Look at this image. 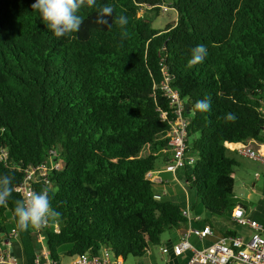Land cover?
Listing matches in <instances>:
<instances>
[{
    "label": "trees",
    "instance_id": "16d2710c",
    "mask_svg": "<svg viewBox=\"0 0 264 264\" xmlns=\"http://www.w3.org/2000/svg\"><path fill=\"white\" fill-rule=\"evenodd\" d=\"M34 3L0 0V150L9 152L0 175L13 178L0 237L16 229L27 264L35 263L37 229H17V187L53 149L64 167L52 172L46 193L60 215L40 232L58 263L63 247L73 259L104 249L142 258L165 232L187 224L184 206L158 198L147 177L170 150L176 115L162 84L167 76L183 100L186 153L194 157L179 170L204 209L230 218L239 161L225 144L264 142V0H96L79 11V32L65 38L47 29ZM105 5L114 9L109 25L97 23ZM164 5L177 18L161 27ZM200 44L208 56L191 65ZM204 98L211 109L201 113L195 103Z\"/></svg>",
    "mask_w": 264,
    "mask_h": 264
},
{
    "label": "built area",
    "instance_id": "2783aa9c",
    "mask_svg": "<svg viewBox=\"0 0 264 264\" xmlns=\"http://www.w3.org/2000/svg\"><path fill=\"white\" fill-rule=\"evenodd\" d=\"M170 79L167 76L162 84L171 106L175 109L176 117L171 122L169 147L172 154L165 169L168 172L176 173L180 168L185 167L187 159L193 161L194 157L188 156L186 153L189 121L183 114L184 104L180 93L171 86ZM261 111L264 113V99ZM162 116L166 118L167 112H163ZM225 146L240 156L264 165V142L249 139L227 142ZM8 157V150L1 148L0 162H6ZM58 157L57 150L53 149L43 162L29 165L24 170L23 179L17 187L23 200H26L32 192H39L40 185H43L44 192H46V187L51 185L52 172L64 167V163ZM147 177L154 183H163L158 171H149ZM183 216L187 220V229L171 249L166 245L161 247L164 254L171 251L176 256H187L185 264H264V222L247 215L241 205L234 208L231 218L238 225L248 227L251 230L250 235L241 233L223 235L204 248L195 246L190 239L192 236H196L198 239L204 240L212 236L214 234L213 227L205 222L201 227L195 226L194 221L199 220L201 216L194 212L191 206L184 207ZM54 228L56 232H60L57 222L54 223ZM17 239H19V232L16 229H13L9 234H2L0 237V264H23L13 249ZM34 264L60 263L50 257L48 250H41L37 253ZM70 264H123V259L104 249L99 255H92L87 251L72 259Z\"/></svg>",
    "mask_w": 264,
    "mask_h": 264
},
{
    "label": "crops",
    "instance_id": "0c3cea01",
    "mask_svg": "<svg viewBox=\"0 0 264 264\" xmlns=\"http://www.w3.org/2000/svg\"><path fill=\"white\" fill-rule=\"evenodd\" d=\"M172 152L170 150H164L161 152L159 166L155 171H158V175L163 179V183H155V191L156 196L158 198L161 197H169L175 203L181 204L182 206H191L193 211L200 214V219L194 221V225L197 227H201L203 222L209 223L213 229L214 234L205 238L204 240L198 239L196 236L191 237V242L199 247L204 248L211 245L214 241L218 240L223 235H230L229 231L234 232L233 234H244L250 235L251 230L246 226L238 225L232 218H224V217H216L212 215L209 211L204 209L203 204L200 199L197 197V193L194 189L189 187V183L184 181L183 175L184 171L181 169L176 173H170L166 171V165L169 162L170 156ZM251 161V160H250ZM251 164L254 172V181L251 182L249 187L247 186V182L244 183V189L235 190V199L237 205H241L246 214L256 219L260 222H264V165L257 161H252L245 163L244 171L246 165ZM166 174H170V176H166ZM166 178H165V177ZM171 185V186H170ZM240 192L241 194L237 195ZM241 201V202H239ZM207 223V224H208ZM232 224V225H231ZM187 229V224L182 225L179 228L173 229L176 230L172 232L169 239L165 242L162 241L160 246V256L163 258L162 264H185L187 256H176L173 252H169L168 254H164L161 250L162 246H168L170 249L172 246L180 239L183 232ZM40 229H37L34 233V244L38 250H47L45 239L43 238L42 232ZM15 245L13 247L15 253L19 255L20 261L23 264H27V258L25 255V251L23 245L21 243L20 238L15 240ZM151 250V248H150ZM148 251L145 256L142 258H138L139 262L137 264H152L153 258L151 257V251ZM69 261H62L60 259V264H70L73 258H69ZM146 259V261H145ZM71 260V261H70ZM127 260V259H126ZM123 260V264H124Z\"/></svg>",
    "mask_w": 264,
    "mask_h": 264
},
{
    "label": "clouds",
    "instance_id": "9594fccd",
    "mask_svg": "<svg viewBox=\"0 0 264 264\" xmlns=\"http://www.w3.org/2000/svg\"><path fill=\"white\" fill-rule=\"evenodd\" d=\"M95 6L96 0H35L32 8L38 11L42 22L48 30L54 33L55 37L65 38L79 32L83 22L78 14L79 11L83 8H95ZM113 13L112 6H103L99 11L97 23L109 25V18ZM118 24L126 34L127 16L121 15L118 18ZM207 56V47L203 44L197 45L191 50L189 63L197 65L202 63ZM195 108L201 113L208 112L211 109V101L208 98L198 100ZM228 119H234V116L229 114ZM12 179L8 175H0V207L6 206L12 196ZM14 214L17 229L20 232L47 227L60 215L52 209L46 192H32L26 200L16 201Z\"/></svg>",
    "mask_w": 264,
    "mask_h": 264
},
{
    "label": "rangeland",
    "instance_id": "374dc122",
    "mask_svg": "<svg viewBox=\"0 0 264 264\" xmlns=\"http://www.w3.org/2000/svg\"><path fill=\"white\" fill-rule=\"evenodd\" d=\"M168 1L170 2V0H168ZM176 14L177 13L174 10V8L170 7L169 5H164L163 6V11L161 12V15L158 17V19L156 21V25L163 27L167 23L175 21L176 18H177ZM236 157H237V159L239 161L238 165L234 169L235 190L237 191V190L245 188L244 187V183L245 182H247V186L249 187L251 182L254 181V172L255 171L252 169V165L251 164L246 165L245 171H244V166H243L245 163L252 162L253 160H251L249 158H246V157H243V156H240L238 154H236ZM166 176H170V174H166ZM239 194H241V193L238 192L237 195H239ZM239 202H241V201H239ZM174 231H176V230L172 229V230H169V231L165 232L162 235V241L163 242L167 241L169 239L170 235L172 234V232H174ZM14 245H15V243H14ZM64 249H66V247H63L62 250L60 251V255H61L60 259L62 261H69L68 257L63 255V250ZM159 249H160V246H151V250L150 251L152 252L151 253V257L153 258V263L152 264H162L163 263V258L159 254L160 251H158ZM145 261H146V259H145ZM137 262H139L138 258H136L134 256H130L127 260L124 261V264H137Z\"/></svg>",
    "mask_w": 264,
    "mask_h": 264
}]
</instances>
